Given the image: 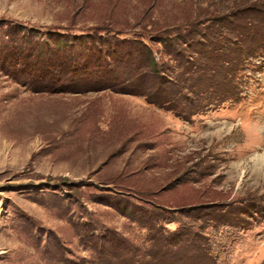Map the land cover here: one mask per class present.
I'll return each mask as SVG.
<instances>
[{"label":"rangeland","instance_id":"1","mask_svg":"<svg viewBox=\"0 0 264 264\" xmlns=\"http://www.w3.org/2000/svg\"><path fill=\"white\" fill-rule=\"evenodd\" d=\"M0 264H264V0H0Z\"/></svg>","mask_w":264,"mask_h":264},{"label":"trees","instance_id":"2","mask_svg":"<svg viewBox=\"0 0 264 264\" xmlns=\"http://www.w3.org/2000/svg\"><path fill=\"white\" fill-rule=\"evenodd\" d=\"M167 36V35H166ZM169 36V35H168ZM167 36V37H168ZM173 39V41L175 42V43H177L178 44V42H179V40H178V36H176V37H173L172 38ZM171 40V39H170ZM176 40V41H175ZM181 41H184V42H186V40H181ZM144 45V47L147 49V53H148V55L150 56V63L152 64V66H154V67H156V64H157V62H158V60L156 59V57H155V55H154V53H153V51H152V49L149 47V46H147V45H145V43H143ZM160 61V60H159ZM162 64V62L160 61V63H159V65H161ZM161 68V67H160ZM145 210V213H146V209H144ZM128 216H131V214H130V212H127L126 213ZM144 216V215H143ZM131 218H134V217H132L131 216ZM136 220H138V218L136 219ZM115 241H116V239H114Z\"/></svg>","mask_w":264,"mask_h":264}]
</instances>
